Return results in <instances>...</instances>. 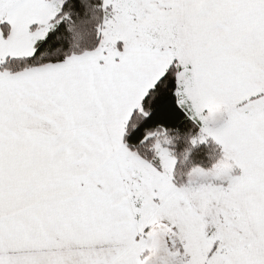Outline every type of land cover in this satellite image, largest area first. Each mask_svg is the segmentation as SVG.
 Wrapping results in <instances>:
<instances>
[{"label": "snow or ice", "instance_id": "6c2138e0", "mask_svg": "<svg viewBox=\"0 0 264 264\" xmlns=\"http://www.w3.org/2000/svg\"><path fill=\"white\" fill-rule=\"evenodd\" d=\"M0 264H264V0H0Z\"/></svg>", "mask_w": 264, "mask_h": 264}]
</instances>
